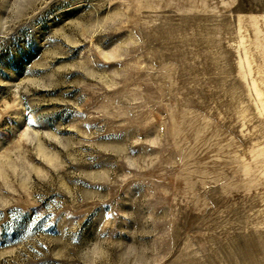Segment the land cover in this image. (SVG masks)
<instances>
[{"label": "rangeland", "instance_id": "rangeland-1", "mask_svg": "<svg viewBox=\"0 0 264 264\" xmlns=\"http://www.w3.org/2000/svg\"><path fill=\"white\" fill-rule=\"evenodd\" d=\"M0 264H264V0H0Z\"/></svg>", "mask_w": 264, "mask_h": 264}]
</instances>
